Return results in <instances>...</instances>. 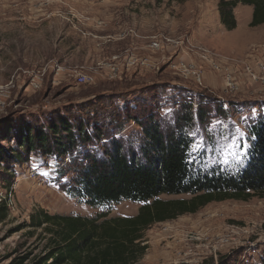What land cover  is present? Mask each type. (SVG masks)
Segmentation results:
<instances>
[{
    "label": "rangeland",
    "instance_id": "374dc122",
    "mask_svg": "<svg viewBox=\"0 0 264 264\" xmlns=\"http://www.w3.org/2000/svg\"><path fill=\"white\" fill-rule=\"evenodd\" d=\"M218 3L0 0V148L13 146L4 137L9 127L46 123L54 113L72 119L116 115L124 124L122 136L136 146L141 127L127 118L130 106L138 110L152 102L173 122L180 105L192 103L196 115L201 104L209 113L190 128L191 163L203 172L239 171L252 145L250 124L264 114V24L251 26L253 6L239 3L238 26L227 30ZM60 164L32 155L8 168L0 165V206L2 200L8 206L0 220V264L22 256L31 264L46 254L47 235L29 226L39 209L109 217L138 213L141 203L92 207L68 195L57 181ZM143 240L147 250L134 264L259 262L264 193L214 201L155 223Z\"/></svg>",
    "mask_w": 264,
    "mask_h": 264
},
{
    "label": "trees",
    "instance_id": "16d2710c",
    "mask_svg": "<svg viewBox=\"0 0 264 264\" xmlns=\"http://www.w3.org/2000/svg\"><path fill=\"white\" fill-rule=\"evenodd\" d=\"M239 3L253 6L251 26L264 24V0H219L220 22L227 30L238 26L234 10ZM185 105H180L174 123L160 116L159 105L152 102L138 110L130 106L127 118L141 127L136 146L122 136L124 124L116 115L72 119L54 113L46 123L8 128L4 137L13 146L0 148L1 166L27 162L32 155L55 157L61 159L57 181L79 201L92 207L123 200L141 203L132 216L51 214L39 209L31 215L29 226L47 235V252L31 264H134L147 250L144 233L153 224L196 213L214 201L249 200L264 193V114L250 124L252 145L243 168L203 172L190 160V128L209 111L201 104L196 115L192 103ZM163 195L190 197L165 199ZM2 202L0 220L8 213L7 201ZM28 259L19 257L14 264ZM245 264H264V258Z\"/></svg>",
    "mask_w": 264,
    "mask_h": 264
},
{
    "label": "built area",
    "instance_id": "2783aa9c",
    "mask_svg": "<svg viewBox=\"0 0 264 264\" xmlns=\"http://www.w3.org/2000/svg\"><path fill=\"white\" fill-rule=\"evenodd\" d=\"M59 69H61V67H59ZM84 79H85L84 76L80 77V81L83 82Z\"/></svg>",
    "mask_w": 264,
    "mask_h": 264
}]
</instances>
